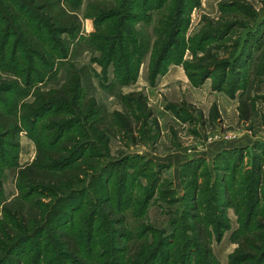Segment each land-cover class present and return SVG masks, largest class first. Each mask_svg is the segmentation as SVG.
<instances>
[{
	"label": "rangeland",
	"instance_id": "rangeland-1",
	"mask_svg": "<svg viewBox=\"0 0 264 264\" xmlns=\"http://www.w3.org/2000/svg\"><path fill=\"white\" fill-rule=\"evenodd\" d=\"M129 2L130 0H125L124 6ZM188 3L187 21L182 27L179 38L182 47L186 46L182 58L190 66L191 70L185 71L191 85L187 83V88L181 86L177 89L180 92L168 90V94L157 96V99L152 95V99H149L142 83L145 81L154 87L162 76H158L151 84L149 75L153 58L152 48L139 66L136 81L122 84L116 80L111 66L107 79L102 82L108 89L102 88L96 76L98 74L96 71L102 74V66L93 60L102 54L97 44L103 41L97 40V35L101 31L104 32L107 26L109 29L117 22L110 20L102 25L96 24V9L100 6H111L115 7V12L121 7L117 6L118 0H83L76 10L81 29L72 39L62 35V39L70 46L69 57L62 59L51 54L54 58L51 60L53 69L44 76L43 83L34 80L29 86V93L23 98L16 99L14 93L7 94L9 101L16 102L17 108L23 109L25 104L34 101L36 93L44 95L67 83L71 78L68 67H71L74 71L82 72L87 98L97 99L102 109L101 117L106 125L112 127L111 136H107L109 145L106 154L104 153L105 161L119 160L121 165L111 166L107 171V173L111 172V175H104L105 182L102 181L93 188H89L88 185L83 188L86 193L82 198L74 199L70 208L79 206L81 199L86 200L88 205L82 206L72 222L67 224L68 228L74 226L78 230H83L84 225L80 223L83 209H86L88 214L99 212L95 224L99 227L104 224L105 226L98 231L95 229L94 234L91 229H84L87 234L85 237L94 235L93 243H89L93 244L91 249L95 250L90 264L109 263L113 255H119L120 259L124 260V264H127L130 251L133 252L135 249L133 243H137L136 240L143 226L152 228L149 229L146 239L152 242L155 239L153 237H157L155 245L159 238L171 242L173 237H176L177 243L166 244L161 248L163 256L168 251L174 253L184 245L191 246V250L196 249V245L193 247V243H188L195 234L191 230L193 222L185 218L186 214L183 210L188 205L187 200L184 199L194 186H199L203 191L204 185L207 191L204 195L205 199L213 209L217 208L223 214L219 216L216 211L213 215L216 221L210 226L211 264H231V255L239 246V241L248 233H252L260 219H263L264 223V0H193ZM61 8L66 9L69 15L72 14L67 4ZM135 11L141 10L136 7ZM151 11V19L142 15V20L132 23V27L140 31L139 35L143 42L149 37L154 44L159 37L158 31L161 25L159 19L164 10ZM3 24L0 23V29ZM222 29H227L226 36L220 33ZM200 35L209 37L203 42L202 50H196ZM254 35H257V38ZM2 38L0 34V41ZM14 41V37L10 38L11 50ZM39 46L50 52L51 47L46 43L40 42ZM244 46H254L253 58L242 68L241 73H237V68L230 69L228 81L222 90L218 88V81L213 76L207 77L200 85L193 83L191 73L195 70L192 67L198 63L200 56L207 49L214 55L216 63H219L232 61ZM22 57V53H19L17 58ZM10 61V56H7L6 62ZM23 77L19 78L10 71L4 70L0 64V81L5 80L6 84L16 82L25 89ZM233 77L239 80V86L237 91L230 95L228 82ZM137 81L140 84H137ZM205 83H209V86L204 91L206 102L202 103L195 94L191 93L190 89L194 92L196 90L190 86L200 88ZM135 92H141L146 96L152 118L146 117L138 110L134 97L130 95ZM249 96L253 101L254 116L251 120H245L240 116V103ZM230 98L236 100L232 102ZM248 104L250 105L251 102L248 101ZM165 110L173 112L180 121L188 122V125L178 122L173 124L174 118H170L169 112ZM46 122L47 118H44L39 122V127ZM14 123L18 125L20 120L16 118ZM176 125H179L178 128H175ZM220 138L228 140L231 148L219 150L213 158L195 156L172 167V161L176 159L175 154L179 157L177 155L179 151L186 149L183 157H187L197 150H203V146L206 147L209 140ZM189 139L193 142L190 143ZM19 141L18 165L6 171L4 197H7V202L14 200L19 194L17 168L20 167V158L23 164L31 163V157L37 154L36 144L26 130L19 134ZM96 142L104 152V143ZM226 150L228 153H225ZM93 151L96 152L95 149ZM256 168L259 169L258 174L253 172ZM252 175H255L256 180L260 179L256 187L259 201L247 215L250 200H246V193L255 187L250 178ZM223 180L229 184V194H224L225 187L221 184ZM102 197H109L105 206L100 202ZM1 199L0 197L2 202ZM251 200H254L252 194ZM44 201L51 202L48 199ZM228 201L232 203L227 205ZM141 202H145L144 211L138 208ZM107 209L113 211L111 217L113 224L114 220L124 218L123 224L110 226L108 219L105 218ZM2 220L3 216L0 212V221ZM173 220L176 223H173ZM219 220L221 222L218 223ZM158 230L164 234L156 235ZM112 231L119 236L124 233V237L109 242ZM186 241L188 244L185 243ZM120 250L125 252L120 253ZM102 255H105V258ZM193 257L198 258L196 254ZM50 258V255L45 254L40 264H47L45 261ZM155 264H163L162 257L158 258ZM194 264L204 263L198 259Z\"/></svg>",
	"mask_w": 264,
	"mask_h": 264
},
{
	"label": "trees",
	"instance_id": "trees-1",
	"mask_svg": "<svg viewBox=\"0 0 264 264\" xmlns=\"http://www.w3.org/2000/svg\"><path fill=\"white\" fill-rule=\"evenodd\" d=\"M82 1L0 0V23H4L0 29V34L3 36L0 41V64L4 70L10 71L19 78L26 76L23 77L25 89L16 82L6 84L5 80L0 81V197L2 198L0 212L3 216V220L0 221V264H26L27 262L40 264L45 254L51 256L50 260H44L47 264H90L95 250L91 249L93 244L89 243H93L94 235L85 237L87 234L84 229H91L94 234L95 229L98 231L105 226L104 224L99 227L95 224L99 216L98 211L88 214L86 209H83L80 215L82 216L80 223L84 225L83 230H78L74 226L67 227V224L75 218L76 212L82 209V206L88 205L86 200L81 199L79 206L70 208L74 199L82 198L86 193L83 188L87 185L93 188L97 186L96 184L105 182L104 175H111V172L107 173L111 166L121 165L119 160L105 161L106 149L109 145L107 136H111L112 127L106 125L101 117L102 109L97 99L87 98L82 72L68 67L71 78L67 83L44 95L36 93L34 101L25 104L23 109L22 107L18 109L16 102L12 103L7 97V94L14 93L16 99L23 98L29 93V86L34 80L43 83L44 76L53 69L51 60L54 58L51 54L62 59L69 57L70 46L62 39V35L72 39L81 29L76 10ZM167 1L169 0H130L129 4L124 6L125 0H118L117 6L121 9L118 8L115 12V7L111 6H100L96 9V24L102 25L110 20L117 22L109 29L107 26L104 32L101 31L97 35V40L103 41L97 44L102 54L93 60L102 66V74L96 71L102 88L108 89L102 82L107 79L111 66L116 80L122 84L136 81L139 66L151 48L153 51L149 75L151 84L158 76L165 74L169 65L173 63H182L186 71L191 70L187 62L183 61L186 46L182 47L179 35L187 21L188 1L193 0ZM66 4L69 6L71 15L66 9L61 8ZM136 7L141 11H135ZM154 9L164 11L159 19L161 22L159 37L152 44L149 37L142 41L140 31L134 29L132 23L140 22L142 15L151 19V10ZM148 11L151 12L148 14ZM227 29L220 30V33L226 36ZM254 36L257 38V35ZM12 37L15 41L11 50L9 45ZM208 37L207 35L199 36L196 50H202L203 42ZM40 42L51 47L49 53L39 46ZM253 47L244 46L232 61L226 60L219 63H216L214 55L207 49L200 56L198 63L192 67L195 70L191 73L193 83L200 85L207 77L213 76L218 81V88L222 90L228 81L230 69L237 68V73H241L242 68L253 58ZM52 50L53 53H51ZM19 53H22V58H17ZM7 56H10V62H6ZM238 82L239 80L234 77L228 82L230 89L227 91L230 95L237 91ZM21 94L23 96H19ZM130 95L134 97L138 110L146 117L152 118L146 96L141 92ZM248 101L252 105H249ZM252 102L250 96L242 99L240 103L242 119L251 120L254 116ZM16 118L20 120L18 125L14 123ZM44 118H47V122L39 127V122ZM23 130H26L34 140L37 154L30 164L18 170L19 194L14 200L7 202V197H4L6 171L18 165L19 134ZM96 141L104 143V152ZM94 149L96 152L93 151ZM225 153H228V150ZM193 163L194 161L192 166ZM89 172H91L90 176ZM253 172L258 174L259 169L256 168ZM250 178L255 187L246 193V200H250L247 215L259 201L256 187L260 179L256 180L255 175ZM221 184L225 187L224 194H229V184L225 180ZM202 188L204 192L199 186L191 188L184 199L187 200L188 205L183 209L185 218L193 222L191 230L195 234L188 243H193V247L196 245V249L191 250V246L184 245L174 253L168 251L163 256L161 248L166 244L177 243L176 237H173L171 242L165 241V238H159L155 245L157 237H153L155 239L151 240L152 242L146 239L149 229L152 228L143 226L136 240L137 243H133L135 249L133 252L130 251L127 264H155L161 257L163 264H194L198 259L204 264H211L210 226L216 221L213 217L216 211L220 214L219 216L223 214L217 208H212L209 201L205 199L204 195L207 191L204 185ZM251 194L254 200H251ZM44 199L51 202L47 203ZM108 201L109 197L100 199L104 206ZM144 203L141 202L138 207L143 211ZM231 203L228 201L227 205ZM112 214L113 211L110 209L105 211L108 224L122 225L124 218L113 219L115 221L113 224ZM220 220L218 223L221 222ZM172 222L176 223L175 220ZM251 232L239 241V246L231 255V264H264L263 219L258 221L257 227ZM111 233L109 242L124 237V233H121V236L113 231ZM155 234L164 233L158 230ZM194 254L198 258L193 257ZM113 256L109 263L103 264H124V260L122 261L119 255ZM102 257L105 258V255Z\"/></svg>",
	"mask_w": 264,
	"mask_h": 264
},
{
	"label": "crops",
	"instance_id": "crops-1",
	"mask_svg": "<svg viewBox=\"0 0 264 264\" xmlns=\"http://www.w3.org/2000/svg\"><path fill=\"white\" fill-rule=\"evenodd\" d=\"M138 83H139V81H137V84ZM187 83L190 84V81L187 77V73L185 71L184 65L182 63L181 64L173 63V64L169 65L167 72L165 74H163L162 76H160L156 86L153 87L148 82L145 83V81L142 84L144 86L143 88H145V90L149 96V99L151 100L152 95H154V98L157 99V96L159 97V96H162L163 94H168L167 93L168 90H173V92H180L177 89H179L181 86L184 88H187ZM208 86H209V83H205L200 88H195L193 86H190V88H194L196 90V92H194L192 89H190V91H191V93L195 94V96H197L199 98V100H201L200 102L203 103V102H206V99H207L206 95L204 94V91L207 90ZM203 94H204V96H203ZM230 100L232 102H234V100H236V99L230 98ZM165 112H169L168 114H169L170 118L171 117L174 118L173 124H176V122H178V123H181L183 125H188V122L183 123L182 121H180L176 117V115L173 112L168 111V110H165ZM177 126H179V125H176L175 128H178ZM189 141H190V143L193 142V140H190V139H189ZM208 142L209 143H207L206 147L203 146V148H202L203 150L195 151L196 150L195 149L194 154L189 155L187 157H183L186 154V149L179 151V154H177L179 157H177L175 154L176 159L174 161H172V167H175V165H177V163L180 164V163H182L188 159H191L195 156H204L207 159H209L211 157L213 158V155L216 154V152H219V150L227 148V147L231 148V145H228V144H230V142H228V140H222L221 138L216 139V140H209ZM226 145H228V146H226ZM196 147H198V145ZM33 157H31V162L35 158V157L34 158ZM181 158H183V160H181ZM29 163L23 164L21 161V158H20V167H23ZM19 168H17V172H18Z\"/></svg>",
	"mask_w": 264,
	"mask_h": 264
}]
</instances>
